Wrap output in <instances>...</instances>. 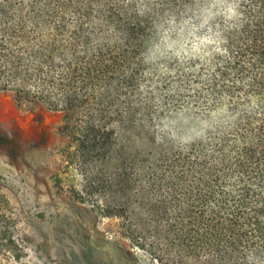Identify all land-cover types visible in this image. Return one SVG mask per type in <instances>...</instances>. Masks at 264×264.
Listing matches in <instances>:
<instances>
[{
	"label": "trees",
	"instance_id": "trees-1",
	"mask_svg": "<svg viewBox=\"0 0 264 264\" xmlns=\"http://www.w3.org/2000/svg\"><path fill=\"white\" fill-rule=\"evenodd\" d=\"M209 8L226 42L191 52ZM0 91L60 115L80 199L153 261L264 264V0H0Z\"/></svg>",
	"mask_w": 264,
	"mask_h": 264
},
{
	"label": "rangeland",
	"instance_id": "rangeland-1",
	"mask_svg": "<svg viewBox=\"0 0 264 264\" xmlns=\"http://www.w3.org/2000/svg\"><path fill=\"white\" fill-rule=\"evenodd\" d=\"M61 124L60 115L0 91V260L158 264L122 234L120 219L80 199L83 175L68 168Z\"/></svg>",
	"mask_w": 264,
	"mask_h": 264
},
{
	"label": "clouds",
	"instance_id": "clouds-1",
	"mask_svg": "<svg viewBox=\"0 0 264 264\" xmlns=\"http://www.w3.org/2000/svg\"><path fill=\"white\" fill-rule=\"evenodd\" d=\"M225 0H217V3H224ZM215 5H213L214 7ZM226 12L229 14L228 18L231 19L237 15L236 8L229 5V7L226 9ZM205 21H203L199 26L192 25L191 29L188 33V43L184 45L185 48H190L191 52H200L201 50L207 48L209 44L215 45L216 49H219L220 43L226 42L222 41L220 38V34L217 33L215 36L205 34L203 36L197 35V32H199L200 28L204 26V22H206V19L209 15H215L211 11V8L205 10Z\"/></svg>",
	"mask_w": 264,
	"mask_h": 264
}]
</instances>
